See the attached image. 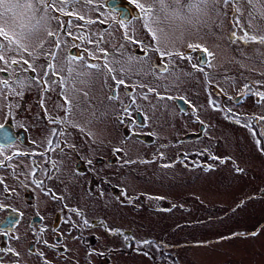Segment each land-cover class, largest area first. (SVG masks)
<instances>
[{
	"label": "rangeland",
	"instance_id": "1",
	"mask_svg": "<svg viewBox=\"0 0 264 264\" xmlns=\"http://www.w3.org/2000/svg\"><path fill=\"white\" fill-rule=\"evenodd\" d=\"M136 1L0 6V121L34 139L0 146V264H264V0Z\"/></svg>",
	"mask_w": 264,
	"mask_h": 264
},
{
	"label": "flooded vegetation",
	"instance_id": "2",
	"mask_svg": "<svg viewBox=\"0 0 264 264\" xmlns=\"http://www.w3.org/2000/svg\"><path fill=\"white\" fill-rule=\"evenodd\" d=\"M59 1V0H58ZM63 1V0H62ZM102 6L104 7L105 11H107V13H111V14H115L117 17V22L119 21H125V22H129L132 19H137V17L139 16V7L136 6L137 1L135 0H112L114 1V4L111 5V8H118V10H113L110 9V6L108 5V0H101ZM59 9H62L60 7H58ZM64 10V9H62ZM51 11V9H50ZM68 15H73V16H78L77 12L74 11H68L67 13ZM79 20V19H78ZM96 22V18L95 21ZM61 28H64V25L60 26ZM76 49H79V46L76 44L75 45ZM76 53L75 49H71L70 50V54L74 55ZM6 74V72H5ZM58 77V76H57ZM114 92V91H113ZM45 125H43L42 123H35V126L38 129L37 133L39 134L38 136H41L42 132L41 131H45L44 135L46 138V146H48L46 148V152L45 154L51 158L52 157V153L53 151H58V148L60 151L64 150V144H61V142L63 141L62 139V134L64 133V127L66 126V124H64V121L60 118V120H56V121H47L44 120L43 122ZM34 124V123H33ZM0 125H3L6 130L8 131V137H10L11 139L9 141H3V137L0 136V146L1 147H5V146H9L11 144H23V142L28 141L29 137H30V132L29 130H27L25 127L24 128H17L15 126V124L13 123L12 120H7V121H0ZM65 125V126H64ZM52 126V127H50ZM0 133H2L0 131ZM37 137V136H36ZM42 137V136H41ZM43 138V137H42ZM62 139V141L60 142V140ZM29 140H32V142L34 141V139L31 137ZM49 148V149H48ZM68 148V147H67ZM54 149V150H53ZM108 162H112V159L109 158L107 159ZM99 162H101V160H99ZM53 162H51V169L53 168ZM47 165V163H46ZM77 167H79L81 165V161L78 160L77 161ZM46 190L53 192L49 187H44ZM26 192H28V188L26 190ZM48 194V193H47ZM58 197L63 198V195L59 194L57 195ZM32 194L28 193L26 194V201L32 202ZM8 211L4 214V218L1 221L0 220V228L1 229H6V228H11L13 226H15L18 222V216L15 212H9ZM62 215V213H61ZM63 215H66V211L63 212ZM6 217H8L7 220H11V222L13 223L11 226H9V223H7L8 225H6L5 227H1V223L4 222L6 220ZM58 217H59V213L56 212L55 216H54V220L58 221ZM33 220L38 222L41 220L40 216L35 215L33 217ZM3 238H6V234H3ZM129 242V240L127 241V243ZM28 248L31 250L33 248V244H29ZM136 248V245H134L133 243L131 244L130 247H128V249L130 250H134ZM137 249V248H136ZM144 250V249H143ZM160 251H158V255H164L167 256V254H170V252L165 251L164 249H159ZM123 251H125L123 249ZM150 255H154L152 253H149ZM168 257V256H167Z\"/></svg>",
	"mask_w": 264,
	"mask_h": 264
},
{
	"label": "snow or ice",
	"instance_id": "3",
	"mask_svg": "<svg viewBox=\"0 0 264 264\" xmlns=\"http://www.w3.org/2000/svg\"><path fill=\"white\" fill-rule=\"evenodd\" d=\"M134 2H135V0H134ZM161 2H163V0H161ZM225 2H227V0H225ZM0 6H4L8 11H11L13 9H25L26 11L32 12L33 14H35V4L32 2V0H15V2H9V3H6L5 0H0ZM136 6L139 7L142 11H145L144 5L136 4ZM81 19H82V17H81ZM0 35H3L7 39V33L6 32H0ZM49 35L51 36V35H53V33H49ZM152 35H153V39H156L155 33H153ZM248 39L255 41L257 39V37H254V36L248 37ZM259 40L261 43H264V37H260ZM189 47L190 48H192V47L200 48L201 46L189 45ZM3 59H4V57L0 56V60H3ZM25 63H27V61H25ZM194 67H195V65H194ZM118 83H123V81H119ZM258 95H260L261 98H264V94L258 93ZM3 127H4L3 125H0V128H3ZM212 158L215 159V157H212ZM237 171H242V170L237 169ZM84 223L87 224V221H85ZM233 235H237V234H233ZM239 235H245V234L240 233ZM250 235H256V233H251ZM143 243L148 244V243H151V241H143Z\"/></svg>",
	"mask_w": 264,
	"mask_h": 264
},
{
	"label": "water",
	"instance_id": "4",
	"mask_svg": "<svg viewBox=\"0 0 264 264\" xmlns=\"http://www.w3.org/2000/svg\"><path fill=\"white\" fill-rule=\"evenodd\" d=\"M113 4H114V1L108 0V5L110 6V9L118 10V8H111V5H113ZM205 61H206V56H205L204 51H202L200 53V62L202 63ZM176 102L181 109H185L189 105L182 98H177ZM140 121H141V116H140V113L138 112L137 113V122L140 123ZM0 131L2 132V133H0V136H2L4 138L3 141H9L11 139L10 137H8V131L6 130L5 127L0 128ZM7 219H8V217H6V220L1 223V227H5L6 225H8L7 223H9V226H11L13 224L11 222V220H7Z\"/></svg>",
	"mask_w": 264,
	"mask_h": 264
},
{
	"label": "trees",
	"instance_id": "5",
	"mask_svg": "<svg viewBox=\"0 0 264 264\" xmlns=\"http://www.w3.org/2000/svg\"><path fill=\"white\" fill-rule=\"evenodd\" d=\"M167 256L170 257V258H173L172 255H170V254H167ZM171 261H172V259H171ZM171 263H172V262H171Z\"/></svg>",
	"mask_w": 264,
	"mask_h": 264
}]
</instances>
